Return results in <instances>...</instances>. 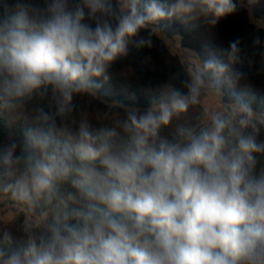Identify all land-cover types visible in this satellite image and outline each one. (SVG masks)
Returning <instances> with one entry per match:
<instances>
[{
	"label": "clouds",
	"instance_id": "1",
	"mask_svg": "<svg viewBox=\"0 0 264 264\" xmlns=\"http://www.w3.org/2000/svg\"><path fill=\"white\" fill-rule=\"evenodd\" d=\"M242 5L0 0V110L19 117L49 90L54 105L52 112L34 109L25 145L14 142L0 160L7 169L0 194L46 209L44 218L19 225L21 251L0 247V264H264V111L237 95L199 123L165 134L205 89L219 90L221 77L229 85L245 77L234 67L242 61L239 38L221 50L223 59L210 55L183 82L187 94L166 86L159 102L128 107L111 126L83 119L60 130L63 144L55 138L56 118L67 120L74 97L99 87L93 78L107 82L114 62L132 48L150 47L160 21L215 26ZM149 28L147 38L140 35ZM12 239L0 232V244Z\"/></svg>",
	"mask_w": 264,
	"mask_h": 264
},
{
	"label": "trees",
	"instance_id": "2",
	"mask_svg": "<svg viewBox=\"0 0 264 264\" xmlns=\"http://www.w3.org/2000/svg\"><path fill=\"white\" fill-rule=\"evenodd\" d=\"M250 14L253 19L264 25V0H256L253 4H248V0H243L242 7L235 14L222 19L215 26H210L203 20L185 23L178 18H172L160 21L156 28L168 38L180 37L181 46L193 51L201 66L210 55L223 59L220 56L221 50L227 48L231 41L239 38L242 61L234 67L245 73V77L235 85H229L221 77L219 90L224 93L226 102L234 103L237 95H244L252 109L261 112L264 111V26L260 27L253 23ZM87 22L95 26L94 21ZM150 31V28L142 30L140 35L147 38ZM256 36L261 38L262 43L253 46L252 41ZM151 40L150 47L132 48L128 56L114 62L109 70L110 79L107 82L102 78H93L94 85H99V87L94 86L90 92L74 97L75 108L67 120L56 118L55 138L59 144L64 142L60 130L65 124L75 128L81 120L87 119L94 125L111 126L124 114L126 108L144 109L154 101L159 102L166 86L174 87L182 94H187L188 90L183 84L184 81L191 80L187 68L177 56L168 51L164 42L154 32ZM204 78L208 80L207 75ZM36 107H43L49 112L54 111L51 90L45 96L31 101L26 106L23 115L19 117L11 116L6 111L0 110V160L7 155L14 142L21 147L25 145L26 133L36 126L33 119ZM204 112L200 104H195L180 120L175 121L173 127L166 130L165 134L170 135L176 124L195 125L199 123ZM260 138L264 139V132ZM19 153L20 147L16 150V154L19 155ZM28 153L35 158L34 148L29 146ZM6 171V167L0 163V177H3ZM72 190L75 191V189ZM0 196L12 202L9 197L3 194ZM32 210L38 215L46 212L44 208ZM25 221L24 213L18 212L11 221L5 224L0 222V232L7 230L13 237L10 244H0L6 252L21 251L26 246L19 227ZM47 223L56 224L62 228L64 221L57 222L49 217ZM67 223L75 224L76 221L69 220Z\"/></svg>",
	"mask_w": 264,
	"mask_h": 264
},
{
	"label": "rangeland",
	"instance_id": "3",
	"mask_svg": "<svg viewBox=\"0 0 264 264\" xmlns=\"http://www.w3.org/2000/svg\"><path fill=\"white\" fill-rule=\"evenodd\" d=\"M249 16L252 22L255 23L257 26H264L260 21H256L255 19H253L251 14ZM154 33L158 38H160L164 42L168 51L171 54L177 56L180 62L185 65L190 75V78H192L195 74L201 71L202 66L199 59L196 57V54L193 51L183 48L181 46L180 37L174 36L172 38H168L158 29ZM198 104H200L205 111H215L233 103L226 102L224 100V93L222 91L205 89L200 97ZM18 212L24 213L26 221L44 218L43 215L36 214L32 209H26L22 205L13 204L12 202H9L8 199L0 196V222L5 224L11 221L17 215Z\"/></svg>",
	"mask_w": 264,
	"mask_h": 264
}]
</instances>
